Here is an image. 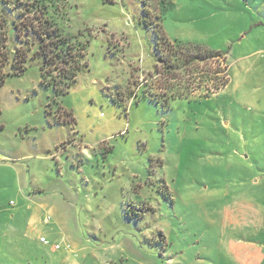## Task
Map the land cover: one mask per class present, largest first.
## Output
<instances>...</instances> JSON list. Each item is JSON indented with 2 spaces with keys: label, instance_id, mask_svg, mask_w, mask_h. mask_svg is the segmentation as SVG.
Instances as JSON below:
<instances>
[{
  "label": "rangeland",
  "instance_id": "rangeland-1",
  "mask_svg": "<svg viewBox=\"0 0 264 264\" xmlns=\"http://www.w3.org/2000/svg\"><path fill=\"white\" fill-rule=\"evenodd\" d=\"M54 3L83 45L65 94L16 26ZM0 15V264H264V0H0ZM162 32L226 61L166 73Z\"/></svg>",
  "mask_w": 264,
  "mask_h": 264
},
{
  "label": "trees",
  "instance_id": "trees-1",
  "mask_svg": "<svg viewBox=\"0 0 264 264\" xmlns=\"http://www.w3.org/2000/svg\"><path fill=\"white\" fill-rule=\"evenodd\" d=\"M53 6V9H51V5H48V7L45 6L42 9L36 10L39 16L36 15V11L32 13L33 15L31 14L32 16L24 14L25 20L16 26L19 39H22L23 31H27L38 36L40 40L39 49L35 54L43 60L41 66L42 83L46 86H52L59 94H65L72 87L78 73L82 70L80 58L83 56V45L78 42H72V37L65 35L60 27H58L57 21L52 16V12H58L59 9L57 4L54 3ZM0 20V80L2 81L4 77L2 70L9 61L12 52L8 47L7 32L4 29L7 19L3 15H0ZM155 46L159 57L158 60L163 63L161 68L166 73H172L176 70L185 71L190 65L194 63L201 64L209 59L226 61L224 54L204 49L199 45L179 44L178 46H173L167 41L164 34L163 43H157ZM26 58V51L22 48H17L14 59L18 70L22 71L24 69L23 64ZM159 68H157V72ZM224 69L226 72L225 76H227V68L225 67ZM222 85L223 87L226 86L227 82H224ZM217 86H215L216 90L221 87Z\"/></svg>",
  "mask_w": 264,
  "mask_h": 264
},
{
  "label": "built area",
  "instance_id": "built-area-1",
  "mask_svg": "<svg viewBox=\"0 0 264 264\" xmlns=\"http://www.w3.org/2000/svg\"><path fill=\"white\" fill-rule=\"evenodd\" d=\"M13 204H14V203L11 202V205H13ZM42 241L46 243V240H45L44 238H42ZM57 247H58V246H57ZM57 247H56V248H57Z\"/></svg>",
  "mask_w": 264,
  "mask_h": 264
},
{
  "label": "crops",
  "instance_id": "crops-1",
  "mask_svg": "<svg viewBox=\"0 0 264 264\" xmlns=\"http://www.w3.org/2000/svg\"><path fill=\"white\" fill-rule=\"evenodd\" d=\"M228 84H229V82L227 83V85H228ZM227 85H226V86H227ZM13 205H14V204H13ZM46 221H48V219H47V218H46Z\"/></svg>",
  "mask_w": 264,
  "mask_h": 264
}]
</instances>
